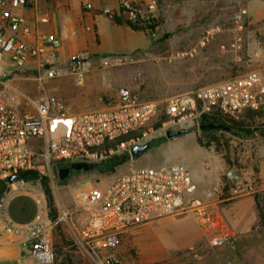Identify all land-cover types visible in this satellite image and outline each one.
<instances>
[{"label": "built area", "instance_id": "built-area-1", "mask_svg": "<svg viewBox=\"0 0 264 264\" xmlns=\"http://www.w3.org/2000/svg\"><path fill=\"white\" fill-rule=\"evenodd\" d=\"M39 0H0V181L14 173L30 170L54 181L59 168L75 161L96 163L145 143L158 129L167 132L201 124L209 116L227 122L240 120L248 109L264 111V80L257 70L226 81L196 87L168 97L164 102L144 100L122 85L116 98L100 95L104 106L80 114L67 110L65 101L54 94L33 98L14 81L15 72L27 67L39 78L73 76L84 83L90 69L88 53L77 50L64 59L61 41L54 34L36 33L17 8L36 6ZM53 1V0H47ZM93 8L92 0H80ZM157 0H120L118 10L104 8L114 18L122 13L129 21L153 31L158 19ZM248 10L241 6L234 15V48L241 47L242 32L249 26ZM264 26V21L260 24ZM219 26L208 28L204 44ZM8 62L12 68L8 69ZM59 175V174H58ZM227 202L258 192L256 181L245 177L243 168L229 166L224 173ZM189 169L183 164L138 166L121 174L106 187L82 189L75 210L88 212L86 221L74 229L78 243L94 264H126L117 252L123 235L157 218L194 212L205 230L220 246L235 248L239 236L226 224L217 201H201ZM37 203L43 204L41 197ZM0 209L4 202L0 201ZM65 217L68 212L63 211ZM52 222L42 213L26 222L6 221L4 230L23 234L41 264H53ZM195 253L198 249L192 247Z\"/></svg>", "mask_w": 264, "mask_h": 264}, {"label": "rangeland", "instance_id": "rangeland-1", "mask_svg": "<svg viewBox=\"0 0 264 264\" xmlns=\"http://www.w3.org/2000/svg\"><path fill=\"white\" fill-rule=\"evenodd\" d=\"M157 1L158 19L153 31L131 26L138 31L133 45L140 41L141 48L123 44L116 47L119 52L106 53L82 49L89 56L90 69L86 75L88 82L85 79L86 83L80 84L73 76L39 78L36 69L27 67L14 70L20 74L19 88L33 98L46 94L59 95L71 112L103 107L104 102L99 96L114 99L122 85L128 86L144 100L164 102L176 93L220 83L251 70H257L263 76L264 60L254 57L252 45H249L250 25L242 32L241 47L232 46L235 36L230 27L241 5L240 1L226 8H216L222 5V0ZM82 8L93 9L83 4ZM213 26H219V31L214 32L202 44L201 40L207 29ZM255 37L258 45H264L261 36ZM11 68L12 64L8 62V69ZM156 121L153 120L155 132L146 141L150 142V147L137 156L129 153V158L117 165L115 171L101 170L110 164L109 159H104L94 163L91 169L72 170L63 181L55 173L54 181L49 180V183L58 209L57 220L51 219L49 215L51 206L41 177L27 178L32 173L30 170L8 177L11 183L0 201L6 200L9 204L16 194L25 191L33 197L42 196L43 204L39 209L53 224V246L55 243L59 246L63 244L57 229L58 222L62 224V229L70 240L65 250L70 253L60 255L54 259L53 264H94L90 255L78 243L73 231L80 228L88 217L86 210H75L82 189L91 186L104 188L121 174L138 166L183 164L189 169L193 179L198 177L194 180V196L198 200L212 202L218 201L225 194L223 181L226 169L233 165L242 168L245 166L240 156L252 142L249 135L226 128L202 129L201 124L190 122L187 127L180 128L185 130L183 133L169 137L166 132L158 129ZM262 123L264 117L257 121L259 125ZM203 183L206 184L205 189L202 188ZM253 195L262 205L258 192ZM231 201L220 204L227 205ZM3 211L4 209H0V216ZM63 211L68 212L67 217ZM194 214L190 211L165 216L136 228L122 236L119 245L123 246L125 253L117 251L118 254L126 264H264L262 219L255 236L245 238L242 243L239 239L235 248L215 244L214 234L208 232L204 239L192 244V247L198 249V253H195L192 247L186 245L185 239L188 231L199 226ZM145 225L148 226L144 233L138 234L139 229Z\"/></svg>", "mask_w": 264, "mask_h": 264}, {"label": "crops", "instance_id": "crops-1", "mask_svg": "<svg viewBox=\"0 0 264 264\" xmlns=\"http://www.w3.org/2000/svg\"><path fill=\"white\" fill-rule=\"evenodd\" d=\"M92 1L94 7L91 10L82 8L80 0H53L51 2L39 0L36 6L21 7L15 11L27 17L33 30L32 40L35 39L36 33L58 36L61 41L60 55L64 59L70 53L82 49L106 53L119 52L116 47L123 44H130V47L136 49L142 47L140 41L133 45L137 30L129 25L116 22L103 12L104 8L118 10L120 0ZM237 1L241 2L238 8L243 6L248 10L249 45H252V53L258 60H264V45H258V39L255 37L259 35L264 41V26L260 25L264 21V0H222V5L216 8H226ZM15 74L14 81L19 87L20 74ZM262 77L264 80V72ZM88 79L87 77L86 81ZM89 110H75L71 113L80 114ZM250 137L252 142L245 148L240 158L245 162L243 167L245 177L256 181L259 186L258 194L264 205V132L257 130ZM196 179L198 177L194 180ZM202 188L205 189L206 184L203 183ZM40 205L42 204L37 203V196H30L28 191L16 194L9 204L6 200L4 201V211L0 216V264H41L32 253L31 244L26 242L23 234L4 230L5 222L8 220L26 223L34 219L41 211ZM217 206L227 226L238 234L241 243L245 238L255 236V231L262 221L255 195L235 199L227 205L217 201ZM193 216L199 226L185 235L186 245L190 247L194 246L192 245L194 242L204 239L209 232L200 224L197 215ZM148 225L140 228L138 234L144 233ZM117 251L121 254L125 253L122 245L118 246Z\"/></svg>", "mask_w": 264, "mask_h": 264}, {"label": "trees", "instance_id": "trees-1", "mask_svg": "<svg viewBox=\"0 0 264 264\" xmlns=\"http://www.w3.org/2000/svg\"><path fill=\"white\" fill-rule=\"evenodd\" d=\"M113 19L116 22L121 23V24H129L133 28L145 29L144 26H140L138 24H135V23L129 21L127 18H125V16L122 13L116 14ZM262 117H264L263 109H248V110H246V112L244 113V116L240 120H234L232 122H227V120H225V118H223L222 116L213 115V116L206 117L202 121V123L223 124L224 126L229 127V128H226L229 131H235V133H242L244 135L251 136L257 130L264 132V123H262L260 125L257 124L258 119H260ZM217 128H225V127H217ZM127 158H129L128 152H124L123 154H115V155L107 158V159H109L110 164L105 169H101V170L102 171L107 170V171L113 172V171H115L116 166L123 163L124 161H126ZM29 177H35V178L41 177L42 183L44 186V191L47 195L49 204L51 206V211H50L49 215H50L51 219L57 220L58 219V209L55 206L54 196H53L52 188H51L50 183H49L48 176H41L38 172L32 171V173L27 178H29ZM10 183L11 182H9L8 180L0 181V197H2L4 195V193H6L8 191V189H9L8 185ZM257 203L259 206L261 218L264 221V208L260 204L259 200H257ZM57 229H58V233H60V235L63 239V244H61L59 246L58 243H55V245H54L55 259H57L60 255H66V254L70 253L69 250H65V247H67L69 245L70 240H68L66 232L63 231V229H62V224L59 222L57 224Z\"/></svg>", "mask_w": 264, "mask_h": 264}, {"label": "water", "instance_id": "water-1", "mask_svg": "<svg viewBox=\"0 0 264 264\" xmlns=\"http://www.w3.org/2000/svg\"><path fill=\"white\" fill-rule=\"evenodd\" d=\"M202 129H213L217 127H225L229 128L228 126H224L223 124L219 123H202L201 125ZM185 130L184 129H178V130H168L166 133L169 137L179 135L183 133ZM150 147V142H145L143 144H137L134 145L131 148L130 154L132 156H137L146 151ZM94 163L92 162H85V161H75L70 163L69 165L62 166L59 168V179L63 181L69 174L71 173L72 170H87L91 169L94 167ZM13 182V181H12Z\"/></svg>", "mask_w": 264, "mask_h": 264}]
</instances>
